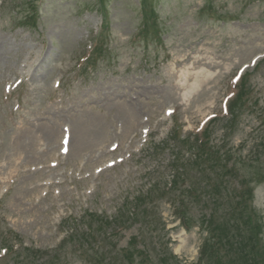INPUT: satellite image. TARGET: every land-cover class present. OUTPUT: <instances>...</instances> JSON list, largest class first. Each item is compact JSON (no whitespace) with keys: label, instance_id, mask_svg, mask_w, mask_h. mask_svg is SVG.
<instances>
[{"label":"rangeland","instance_id":"obj_1","mask_svg":"<svg viewBox=\"0 0 264 264\" xmlns=\"http://www.w3.org/2000/svg\"><path fill=\"white\" fill-rule=\"evenodd\" d=\"M249 261L264 0H0V264Z\"/></svg>","mask_w":264,"mask_h":264},{"label":"trees","instance_id":"obj_2","mask_svg":"<svg viewBox=\"0 0 264 264\" xmlns=\"http://www.w3.org/2000/svg\"><path fill=\"white\" fill-rule=\"evenodd\" d=\"M262 182V181H261ZM132 207V211H135L134 213H131L132 215H136V212H140L139 210H138V205H132L131 206ZM109 224V223H108ZM131 247H133V244L131 245ZM132 248H128L127 250H125V256L127 255V254H129V252H130V250H131ZM142 254V256L144 257V259L142 260V262L143 263H145V262H148V261H151V258L150 257H148V254L146 253H141ZM130 256L131 257H133V255H131L130 254ZM127 257V256H126ZM135 257H136V254H134V257L132 258V259H130L129 261L130 262H132V263H135ZM241 259V258H240ZM127 260H128V258H127ZM252 262L251 261H249L247 264H251Z\"/></svg>","mask_w":264,"mask_h":264}]
</instances>
